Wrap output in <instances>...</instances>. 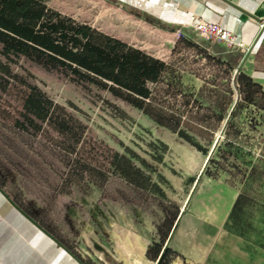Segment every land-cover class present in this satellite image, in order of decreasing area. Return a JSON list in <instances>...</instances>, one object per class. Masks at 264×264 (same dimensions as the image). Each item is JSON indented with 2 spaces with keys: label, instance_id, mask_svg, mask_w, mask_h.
Masks as SVG:
<instances>
[{
  "label": "rangeland",
  "instance_id": "rangeland-1",
  "mask_svg": "<svg viewBox=\"0 0 264 264\" xmlns=\"http://www.w3.org/2000/svg\"><path fill=\"white\" fill-rule=\"evenodd\" d=\"M70 10L79 14V21L119 35L169 65L164 83L149 84L154 96L148 108L154 117L163 118L178 131L159 125L109 92L79 85L21 61L13 66L15 73L63 107L58 114L70 115L71 125L85 128L70 158L90 170L83 174L80 166L79 172L67 167L69 157L63 149L67 140L47 124L38 134L14 128L13 118L18 115L26 87L13 85L6 92L0 89L2 188L85 260L99 264L93 259L92 240L111 242L109 232L115 224L150 226L153 240L159 241L158 227L165 218L162 203L181 211L200 174L199 158L206 156L179 131L210 152L233 109L235 116L214 155L230 158L234 166L237 162L247 175L240 205L226 230L230 238L252 242L259 253V264H264V111L259 108L264 95H257L255 103L248 104L239 92L236 80L240 71L226 64L227 58L237 52L212 39L199 38L192 29L160 32L130 24L117 7L87 2ZM167 81L173 83L172 87ZM115 153L132 157L160 192L137 189L114 173ZM214 161L213 157L210 165ZM253 167L258 168L250 176ZM226 171L230 173L228 168ZM1 223L0 248L5 249V254H0L1 264L61 262L38 231L27 238L16 231L17 240H12L13 232L7 233L3 230L7 226Z\"/></svg>",
  "mask_w": 264,
  "mask_h": 264
},
{
  "label": "trees",
  "instance_id": "trees-1",
  "mask_svg": "<svg viewBox=\"0 0 264 264\" xmlns=\"http://www.w3.org/2000/svg\"><path fill=\"white\" fill-rule=\"evenodd\" d=\"M127 10L136 18L143 19L154 26H161L151 17L137 10ZM191 46L194 45L191 44ZM242 59L243 54L237 53L229 56L226 64L233 70L240 65ZM21 61L30 62L47 73H57L79 85L94 86L109 92L115 98L151 116L159 125L174 132L178 131L176 126L170 125L163 118L154 117L148 108V102L154 96V91L149 84L159 85L166 81L165 76L171 70L166 62L102 32L88 22L79 21L51 8L47 0H0V89L6 92L9 86L26 87L18 115L13 118V126L22 132L32 131L38 134L47 124L64 136L67 141L63 149L65 156L69 157L67 167L69 166L73 172H79L81 169L84 174L90 170L88 165L82 166L77 159L70 158L76 153L85 128L82 125L77 127L71 125L70 115L65 113L62 117L58 114L63 107L55 104L37 85L26 82L23 76L15 73L13 66H18ZM236 82L239 92L243 94L248 104H254L257 95L261 93L264 95L263 87L256 83L245 69L240 71ZM172 85L173 83L169 81L167 86L172 87ZM259 108L264 111V103ZM229 116L228 125L235 116L233 109L227 118ZM179 135L200 152L209 154L184 131L180 130ZM142 164L145 167L149 166L145 161H142ZM112 167L114 173L119 174L129 185L137 189L160 192L157 184L152 183L151 178L134 163L129 155L115 153ZM3 170L4 165L0 167V178ZM255 171L256 168L253 167L250 176ZM241 196L242 194L234 206L231 220L240 205ZM13 200L85 264H91L28 208L20 204L18 200ZM161 208L165 218L158 227L159 241H155L147 253L148 257L155 262L180 214L179 209L167 207L163 203ZM177 256L172 249L168 248L160 264H172Z\"/></svg>",
  "mask_w": 264,
  "mask_h": 264
},
{
  "label": "crops",
  "instance_id": "crops-1",
  "mask_svg": "<svg viewBox=\"0 0 264 264\" xmlns=\"http://www.w3.org/2000/svg\"><path fill=\"white\" fill-rule=\"evenodd\" d=\"M74 1L47 0V4L51 8L77 20L79 14L70 10L73 6L76 8L84 7L87 2H94L99 5L105 4L108 7L119 8L123 14L122 16L130 24H141L146 29L155 28L160 32L190 30L192 16H195L198 20L203 19L217 23L235 33L244 46L252 47L250 54L245 55L242 53L243 59L246 58L242 69H245L248 75L264 89V30H259V23L264 20V0ZM127 9L137 10L151 17L162 27L154 26L143 19L136 18ZM107 34L123 40L121 36L114 35V33ZM127 43L139 48L130 42ZM198 154L200 157L202 156L201 153L198 152ZM214 154L195 187L209 154L202 156L203 161L202 157L199 158L202 167L193 186V189L195 187L194 193L188 203L189 213L180 218L176 229L172 230L173 233L171 232L167 240L168 248L178 255L172 264H259V253L254 251V248L257 249V247L249 240L228 237V231L226 230L227 225L231 222L230 216L234 206L242 194L245 175L247 174L243 173L242 166L238 165L237 162L234 166L230 158L221 154H216V156ZM213 157L216 161L210 165ZM262 159H264V156H262ZM226 168L230 170V173L226 171ZM0 222L7 226V228L3 227V230L6 229L7 233L13 232L12 240H17L16 231H18V234H24L25 238L34 235L35 230L43 235L4 199L0 201ZM109 234L112 237L111 242L100 243L92 240L93 259L95 258L99 264L156 263L147 255L149 247L155 242L153 240L155 238L153 229L150 226H137L129 222L125 224L118 223L114 225ZM43 236L47 240L46 242L52 246V253L54 255L58 254L61 258V262L58 264H77L62 249L45 235ZM0 254H5L4 248H0Z\"/></svg>",
  "mask_w": 264,
  "mask_h": 264
},
{
  "label": "water",
  "instance_id": "water-1",
  "mask_svg": "<svg viewBox=\"0 0 264 264\" xmlns=\"http://www.w3.org/2000/svg\"><path fill=\"white\" fill-rule=\"evenodd\" d=\"M246 60L243 59L242 63L238 66L237 71H241L243 68V63ZM230 116L227 118V120L224 122V125L222 127V130L220 131V134L217 136L215 143L207 157L206 163L204 165V168L201 171L200 176L198 177L195 187L198 184L200 177L203 175L205 168L207 167L212 155L214 154V152L216 151L217 147L220 145L221 140L223 138V134L225 133L226 127L228 125V121H229ZM195 187L192 191V193L190 194L188 201L186 203V205L181 209L179 217L175 223V226L173 228V231L176 229L178 222L180 220V218L184 215H186L187 213H189V207H188V203L190 201V198L192 197V194L194 193ZM0 194L4 197L5 200H7L27 221H29L36 229H38L43 235H45L49 240H51L56 246H58L60 249H62L75 263L77 264H85L76 254H74L68 247H66L61 241H59L54 235H52L50 232H48L44 227H42L37 221H35L31 216H29L25 211H23L13 200V198L0 186ZM172 231V233H173ZM168 249V242L165 244L158 260L156 261L155 264H160L161 259L163 258L166 250ZM1 264V263H0Z\"/></svg>",
  "mask_w": 264,
  "mask_h": 264
},
{
  "label": "built area",
  "instance_id": "built-area-1",
  "mask_svg": "<svg viewBox=\"0 0 264 264\" xmlns=\"http://www.w3.org/2000/svg\"><path fill=\"white\" fill-rule=\"evenodd\" d=\"M191 20L192 24L190 28L199 38L212 39L226 46L231 51L241 52L245 55L252 52V47L244 46L235 33L224 28L223 26L214 22L205 21L203 19L198 20L195 16H192ZM259 30H264V20L259 23Z\"/></svg>",
  "mask_w": 264,
  "mask_h": 264
},
{
  "label": "bare ground",
  "instance_id": "bare-ground-1",
  "mask_svg": "<svg viewBox=\"0 0 264 264\" xmlns=\"http://www.w3.org/2000/svg\"><path fill=\"white\" fill-rule=\"evenodd\" d=\"M220 134V133H219Z\"/></svg>",
  "mask_w": 264,
  "mask_h": 264
}]
</instances>
